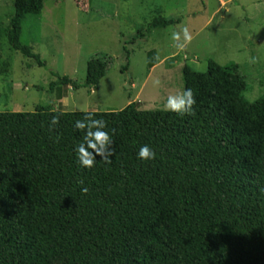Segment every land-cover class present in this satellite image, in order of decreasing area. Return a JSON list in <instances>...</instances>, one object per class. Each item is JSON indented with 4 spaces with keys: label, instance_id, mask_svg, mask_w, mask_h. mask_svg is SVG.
Here are the masks:
<instances>
[{
    "label": "trees",
    "instance_id": "obj_1",
    "mask_svg": "<svg viewBox=\"0 0 264 264\" xmlns=\"http://www.w3.org/2000/svg\"><path fill=\"white\" fill-rule=\"evenodd\" d=\"M44 2L14 0L6 34L42 67L20 37L24 18L40 15ZM180 22L161 17L148 29ZM109 63L89 59L87 87L100 84ZM183 76L195 94L191 115L135 102L93 112L105 131L115 129L116 151L92 169L74 151L84 112H0V264H264V96L245 98L237 64L185 65ZM59 84L80 87L67 76L52 87ZM53 115L60 122L49 131ZM143 145L154 160L137 159Z\"/></svg>",
    "mask_w": 264,
    "mask_h": 264
},
{
    "label": "rangeland",
    "instance_id": "obj_2",
    "mask_svg": "<svg viewBox=\"0 0 264 264\" xmlns=\"http://www.w3.org/2000/svg\"><path fill=\"white\" fill-rule=\"evenodd\" d=\"M14 12V0H0V112H109L131 102L163 110L167 95L185 88L184 66L206 72L211 60L239 66L248 101L264 96V0H45L40 15L24 18L20 37L44 67L10 45ZM161 17L181 22L149 30ZM181 26L193 35L182 51L170 38ZM97 55L110 60L109 70L89 88L87 63ZM64 76L80 87L53 88Z\"/></svg>",
    "mask_w": 264,
    "mask_h": 264
},
{
    "label": "clouds",
    "instance_id": "obj_3",
    "mask_svg": "<svg viewBox=\"0 0 264 264\" xmlns=\"http://www.w3.org/2000/svg\"><path fill=\"white\" fill-rule=\"evenodd\" d=\"M173 47L184 50L193 40V35L187 26H181L179 30H173L170 34ZM255 62V58H252ZM154 86H159L161 81L156 79L153 81ZM196 104L195 94L191 88H183L180 91L167 95L163 102V110L176 113L180 116L191 115L194 112ZM82 119L76 120L74 126L83 133L82 141L74 151L78 165L82 168L92 169L96 166L97 156L104 164H111L112 157L115 155V142L112 136L115 129L105 131L107 128L106 121L95 118V113L85 111ZM59 116L53 115L48 123L49 131H53L59 125ZM156 158L155 151L149 145H143L137 152V159L141 161H150ZM83 183L82 181L80 182ZM81 192L87 194L88 188L82 187Z\"/></svg>",
    "mask_w": 264,
    "mask_h": 264
},
{
    "label": "crops",
    "instance_id": "obj_4",
    "mask_svg": "<svg viewBox=\"0 0 264 264\" xmlns=\"http://www.w3.org/2000/svg\"><path fill=\"white\" fill-rule=\"evenodd\" d=\"M154 67H155V66H154ZM154 67H152V69H153Z\"/></svg>",
    "mask_w": 264,
    "mask_h": 264
}]
</instances>
